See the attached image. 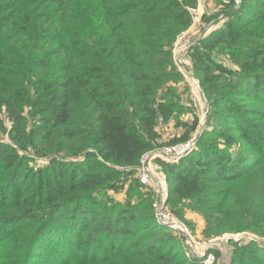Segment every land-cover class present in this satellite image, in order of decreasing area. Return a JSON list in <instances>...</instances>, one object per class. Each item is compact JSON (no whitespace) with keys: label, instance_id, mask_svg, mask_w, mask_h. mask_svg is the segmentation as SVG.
I'll return each instance as SVG.
<instances>
[{"label":"trees","instance_id":"1","mask_svg":"<svg viewBox=\"0 0 264 264\" xmlns=\"http://www.w3.org/2000/svg\"><path fill=\"white\" fill-rule=\"evenodd\" d=\"M222 3V25L189 49L206 121L186 154L156 160L174 216L201 215L206 238L264 236V0ZM195 5L0 0V264H192L151 205L110 192L142 187L137 165L172 114L154 96L167 67L182 76L171 48ZM229 245L231 264H264V243Z\"/></svg>","mask_w":264,"mask_h":264},{"label":"rangeland","instance_id":"2","mask_svg":"<svg viewBox=\"0 0 264 264\" xmlns=\"http://www.w3.org/2000/svg\"><path fill=\"white\" fill-rule=\"evenodd\" d=\"M211 1L213 4V7L217 10L214 12V15L209 16L208 18H205L204 22L207 23L209 21V19L211 20L213 18L219 17L218 23L219 22L220 23L217 24L216 26L214 24H212V26L220 27L222 25V22H221L222 19L221 18L224 16L222 1L226 2L227 0H211ZM236 1H237L236 4L238 5L240 0H236ZM201 28H202V30H201V34H202L205 31L204 24L201 25ZM194 43L196 44V41ZM236 57H238L237 54H230V53H228V51L222 50L219 52L218 56L216 57V59L218 60L217 64L221 65V66H227V67H236V66H234L235 65L234 62H232V59L236 58ZM188 58L189 59L186 58V61L188 63L191 62L193 73H195L194 68H193V60L191 59V52L188 53ZM189 60H190V62H189ZM165 73L166 74L163 78L162 85L159 88V94H156L154 97L156 100H160V102L170 103L172 105V114L170 115L169 119L166 121L161 120V119H158V121H157L159 146H167V145L184 143L183 141L177 142V141H175V139L177 137L181 136L182 134L186 133V127L188 125H191V123L194 120H196L197 121V127L194 131L190 132V134H189L190 137L187 140V142L193 143L196 135L198 133L200 134V132L203 128V124L206 121L207 115L202 119L201 106L198 103H197V105H195L193 103L191 96H190V93H189L188 85L185 82L183 76L176 74V71L174 70V68H172V66L167 67ZM204 96H205V94H204ZM29 121L31 122L30 119H29ZM6 126H9L8 122H6ZM0 139H5L4 133H0ZM194 145L192 146V148L194 147ZM187 152H188V150H186L182 154V156L184 154H186ZM182 156H180V157H182ZM156 159H163V158H161L160 156H157ZM177 159H179V158H177ZM163 160H165V159H163ZM151 162L154 163V160L152 159ZM171 162H173V161H171ZM41 163H42V160H40L39 158H35V165L36 166H42ZM156 169H157V167H156ZM157 172L159 173L161 178L165 179L164 174L161 172V167H160V171H157ZM165 182L167 183L166 179H165ZM167 186L169 189L168 183H167ZM147 192H149L151 194L152 199L149 197V194ZM110 193L115 194L117 199H118V202H120V203H124L127 199H130L133 203H135L137 205L139 203L140 205H142V207L141 206L139 207L140 209H142L143 207L149 206V205H151V207H152V201H153L152 192L143 186L142 187L139 186L136 178H133L132 180H128L126 182L125 186L122 187L120 190H114ZM170 207H171V204H169V205L167 204V209L170 212H172ZM187 210L188 209H185L182 218H177L176 216L175 217L180 221V223H182L184 226H186V228L189 231V236L192 238V241H194L196 243L197 248L193 245V243L190 240H188L189 239L187 237L188 235H186L185 232H181L178 229H176V230L174 229V231L180 237V241H181V245H182V251L186 257V258L185 257L184 258L189 260V263L193 264L196 261H198V262L202 261V257L196 256V253L194 250L195 249H201V248L203 250L204 246L201 247V245L205 244L207 240L212 239V238H206L203 235L196 233V230H195L196 215L190 216V212H188ZM153 212H154V210H153ZM154 215H155V213H154ZM234 235H237V234H234ZM256 236L259 237L262 241H264V236H260V235H256ZM214 238H217V237H214ZM246 238H247L246 236L242 237V239H245V240H246ZM11 245H12L11 242H8L6 244V246H9V247H12ZM228 246H229V249L231 250L232 247L229 245V242H228ZM212 250H214V251L216 250V253H215L216 263L215 264H218L219 263V252L217 249H209L208 251H212ZM206 253H208V252L206 251ZM69 260H72V256L69 258ZM66 262H68V260ZM197 264H200V263H197Z\"/></svg>","mask_w":264,"mask_h":264},{"label":"built area","instance_id":"3","mask_svg":"<svg viewBox=\"0 0 264 264\" xmlns=\"http://www.w3.org/2000/svg\"><path fill=\"white\" fill-rule=\"evenodd\" d=\"M228 1V0H227ZM207 10V0H196V5L189 8L191 14V24L190 28L180 32L171 48L173 63L178 69V71L183 76L185 82L188 85L189 93L191 99L195 105L197 103L201 106V116L202 119L208 113V103L204 96L203 88L200 90V81L192 73V65L186 61L188 58V52L192 44L198 40L201 34V25L203 16ZM196 31L197 34L191 35V31ZM202 87V86H201ZM189 142L167 145V146H157L147 152H145L137 165V177L139 183L152 192V208L154 210L156 219L163 225L170 227L171 229H178L181 232H185L190 240L189 231L180 221L174 216L172 212L167 209V198H168V186L165 179L161 178L157 171H160V164L157 162L156 157L168 161L177 160L178 155H182L188 148ZM180 158V157H178ZM154 160V163L151 160ZM157 167V169H156ZM192 239V238H191ZM191 241V240H190ZM189 243V242H188ZM193 241V245L195 246ZM197 248V246H195ZM196 256L202 257L200 264H215L216 255L213 251L204 252L201 249H195Z\"/></svg>","mask_w":264,"mask_h":264},{"label":"water","instance_id":"4","mask_svg":"<svg viewBox=\"0 0 264 264\" xmlns=\"http://www.w3.org/2000/svg\"><path fill=\"white\" fill-rule=\"evenodd\" d=\"M200 90H202L201 86H200ZM198 136H199V133L196 135L194 142L189 143V146L187 148L188 151L191 150L192 146L196 143ZM180 156H182V155H178V157H180ZM165 225H167V224H165ZM245 236L249 239H255L261 243H264V241H262L256 235H252V234H249L246 232L238 233L237 235L225 234L221 237L212 238V239L207 240L204 247H203V251L206 252L209 249H217L219 252V263L218 264H231L232 256H231V252H230V249L228 246V242L230 240L238 241L239 239H241L242 237H245ZM190 240L193 243L191 238H190Z\"/></svg>","mask_w":264,"mask_h":264},{"label":"crops","instance_id":"5","mask_svg":"<svg viewBox=\"0 0 264 264\" xmlns=\"http://www.w3.org/2000/svg\"><path fill=\"white\" fill-rule=\"evenodd\" d=\"M217 9H215L213 7V4H212V1L211 0H207V10H206V13L205 15L203 16V20H202V23L204 24V29L208 28L209 26L211 27L212 24H214L215 26L218 23V20H219V17L218 18H213V19H209V21L207 23L204 22V19L205 18H208L209 16H212L214 15V12L216 11ZM190 27L186 28L185 30L189 29ZM197 34V32L194 30V31H191V35H195ZM196 36V35H195ZM194 36V37H195ZM188 212H190V216H193V215H196V227H195V230H196V233L197 234H200L202 235V229L204 227V219L202 218L201 215H199L198 213L196 212H193V211H190V210H187Z\"/></svg>","mask_w":264,"mask_h":264},{"label":"bare ground","instance_id":"6","mask_svg":"<svg viewBox=\"0 0 264 264\" xmlns=\"http://www.w3.org/2000/svg\"><path fill=\"white\" fill-rule=\"evenodd\" d=\"M204 245H205V244H202L201 247H203ZM195 246H196V244H195Z\"/></svg>","mask_w":264,"mask_h":264}]
</instances>
